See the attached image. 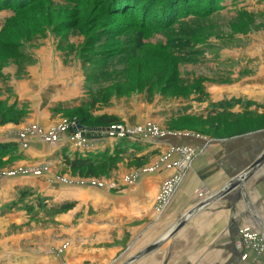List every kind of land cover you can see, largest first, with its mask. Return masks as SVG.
<instances>
[{
  "label": "rangeland",
  "instance_id": "1",
  "mask_svg": "<svg viewBox=\"0 0 264 264\" xmlns=\"http://www.w3.org/2000/svg\"><path fill=\"white\" fill-rule=\"evenodd\" d=\"M113 1L0 6V145L9 146L0 156V258L60 254L82 237L95 239L80 223L90 229L107 216L90 199L114 198L152 176L160 178L149 188L156 191L152 219L171 226L168 211L180 206L174 200L200 146L215 147L216 157L225 151L228 181L238 176L230 168H245L264 151V0H173L176 13L167 22L158 17L162 0ZM126 2L132 7L116 9ZM80 157L92 161L87 174L64 164ZM257 170L232 192L239 193L237 214L248 206L245 192L262 188L254 173L264 170ZM200 195L193 191L195 200ZM256 209L263 216L264 207ZM245 218L237 221L238 259L208 261L215 250L223 257L219 246L201 261L191 222L180 240L170 236L166 250L135 264H264L260 222ZM113 258L105 264L135 257Z\"/></svg>",
  "mask_w": 264,
  "mask_h": 264
},
{
  "label": "crops",
  "instance_id": "2",
  "mask_svg": "<svg viewBox=\"0 0 264 264\" xmlns=\"http://www.w3.org/2000/svg\"><path fill=\"white\" fill-rule=\"evenodd\" d=\"M236 148L233 147L230 151L232 162H234L236 158ZM244 149H247L250 152L249 155H251L252 149ZM256 149L261 150L262 146L256 147ZM215 150L216 149L213 146L212 148L205 145L200 146V153L191 165L190 174L181 184L177 193L178 196H176L174 200L177 201V205L180 204V206H176L175 209L170 207L171 209H174L173 214L172 210L168 211L169 214L167 216L170 218H166H169L170 222L173 220L171 226L164 225L169 224L166 221L164 224L159 223L160 221H157V217L152 219L151 214L156 200V191H149V188H155V184L153 183L156 180H160L159 176H152V178L148 177L144 181H142L143 179H139L137 185H132L131 188L121 191L114 198L105 195L102 198H95L93 200L90 199L88 204L92 207V209L95 211L98 210V213L101 214L106 213L107 216V221H98L95 223V225H97V229L94 227L95 225H92L93 227L88 229L86 225L80 223L79 229L87 231L90 230L91 235H97L95 239L82 237L78 239L79 241L77 243L69 245L68 248L60 254L48 253L46 254L47 256L43 255L44 253L9 254V257L0 258V264H62V262H66L68 264H105L113 256V260L115 262L119 260H121V262H125L127 259V261H129L133 257L136 258L144 251L143 249H147L153 244L160 242L158 240L161 239L168 231H173L178 224H182V227L178 230L176 235L174 234L169 242L178 239L180 240L181 237L179 236H181L187 225H189L190 228L192 225H195V237L201 239L198 248L199 251L197 252V256H199L201 261L204 260L203 255L208 250H214L217 247L219 249V246L224 247L225 254L223 257L220 258L219 256H221V253L215 250L213 251L215 253L214 257L212 256L208 261L223 262L226 261L228 256L229 258L227 260H234L235 258L238 259L237 252L234 249L236 242L235 236L238 230L240 232L241 227H237V221H244L246 219V215L254 218L255 221L259 220L262 232L256 233L264 241V214L261 216V212L256 209V204L258 207H264V173L259 174V171L264 169L260 166L257 170L259 173H254V178L256 179L254 184L256 186L260 185L262 188L258 189V194L245 192L244 198H246L248 206L243 205L237 214V206L233 205L235 200L238 199L237 197H239L238 192H235L237 194L231 193L221 199L216 198V195L232 179L228 181V177L225 178L229 164L231 163L229 156L226 155L224 151L217 154L221 156L216 157L214 155ZM217 151H220V149H217ZM251 161L252 158H248L247 163L249 164L246 165L245 168L244 166L246 162H244L238 169H234L233 167L234 170H231L230 168L231 173L229 174L239 175L238 173H243V171H245L251 164ZM160 171L162 173L165 172L162 168ZM251 175L247 178L251 179ZM145 182L148 185L146 186L147 188L143 186ZM195 189L200 190L201 193L200 197L196 198L197 201L193 197V191ZM210 195H212V197ZM196 202H198V206L196 205ZM252 212H256V214L258 213L257 215H259V218L257 215L256 218L253 217ZM242 217L244 218L242 219ZM180 218L181 220L178 223ZM191 222L193 223L192 225H190ZM174 223L175 226L172 227ZM247 223L248 227L254 228L253 224L251 225L248 221L244 224L246 225ZM243 228H246V226ZM97 230L100 234L94 232ZM125 236L128 237L129 242L123 244L122 242L124 241ZM164 238L166 240L168 239L166 236H164ZM169 242L167 245H164L166 242L162 245L160 244V247L158 246L159 248L157 247L149 254L147 253L148 255L138 258L131 264H135L137 262L141 263L145 259L152 256L154 251L158 249L164 247L163 249L166 250ZM122 248H124V250ZM137 253L139 254L136 255ZM239 256L241 258L244 257L242 253L239 254ZM62 259L63 261H61Z\"/></svg>",
  "mask_w": 264,
  "mask_h": 264
},
{
  "label": "trees",
  "instance_id": "3",
  "mask_svg": "<svg viewBox=\"0 0 264 264\" xmlns=\"http://www.w3.org/2000/svg\"><path fill=\"white\" fill-rule=\"evenodd\" d=\"M34 1H36V0H2L0 2V6L3 5L2 6L3 8H9L7 4H11V5H15L14 7L16 9V8H21L27 4H31ZM116 1L120 2V0H116ZM181 1L188 2V3L190 2V0H181ZM140 2H143V1H140ZM211 2H213V4H214L216 2H221V0L220 1L219 0H206L205 4L207 5L208 3H211ZM13 3H15V4H13ZM110 3L114 4L115 2L113 0H111ZM221 3H218V4H221ZM174 4H175V2H173V0H162L161 7H159L160 13H158L159 14L158 17H160L162 20L166 19V21H164V22H167L170 18H173L175 16V13H176V8H175ZM125 5H122L121 7L116 8V9L124 10V9H128L129 7H132L127 2L125 3ZM127 5H129V6H127ZM206 5L203 8H207ZM133 7L136 8L137 10H140L144 14L146 13L145 11L148 10L145 7H135V6H133ZM194 14H196V13H194ZM99 122L106 124V125H110V124L114 123V120L106 119V118H100ZM8 149H9L8 145H0V156L5 155V153L8 151ZM109 159H113V158H109ZM107 161H113V160H107ZM64 164L69 169H71L73 171H81V172H84L87 174V172L91 168L92 161H90V159H88V158H81V157L80 158H74V159L66 158L64 160ZM88 176H91V173H88ZM62 209H63V211H67V210H69V206L63 207Z\"/></svg>",
  "mask_w": 264,
  "mask_h": 264
},
{
  "label": "water",
  "instance_id": "4",
  "mask_svg": "<svg viewBox=\"0 0 264 264\" xmlns=\"http://www.w3.org/2000/svg\"><path fill=\"white\" fill-rule=\"evenodd\" d=\"M80 129V128H79ZM114 129V128H112ZM110 128L109 131L112 130ZM99 136H106L107 133L104 132H100V134H98ZM264 163V151L262 152V154L251 164L247 167V169L245 171H243V173L239 174L236 178L232 179L217 195L216 198L217 199H221L229 194H231L232 192H234L236 190L237 187H241L242 182H244L246 180V178L248 176H250L253 171L257 170L262 164ZM244 175V176H243ZM199 205V204H198ZM197 205V206H198ZM182 227L181 225H177L175 227V229L172 231V233L167 237L169 239L170 236H173L180 228ZM166 235V234H165ZM166 239H163L162 241L153 244L151 247L147 248L146 250H144L141 254H139L136 258L132 259L131 261H129L127 264L134 262L135 260H137L138 258L146 255L147 253L153 251L154 249H156L160 244H162ZM126 264V263H125Z\"/></svg>",
  "mask_w": 264,
  "mask_h": 264
},
{
  "label": "bare ground",
  "instance_id": "5",
  "mask_svg": "<svg viewBox=\"0 0 264 264\" xmlns=\"http://www.w3.org/2000/svg\"><path fill=\"white\" fill-rule=\"evenodd\" d=\"M119 130L118 129H116V128H114V129H112L110 132L111 133H116V132H118ZM183 154H186V152L185 153H183ZM187 163H185L183 166H182V168H184L185 166H187L188 165V163L190 162L189 160H187L186 161ZM23 175V174H22ZM244 176V175H243ZM170 195V194H169ZM169 235V234H168ZM168 235L166 236V237H168Z\"/></svg>",
  "mask_w": 264,
  "mask_h": 264
},
{
  "label": "built area",
  "instance_id": "6",
  "mask_svg": "<svg viewBox=\"0 0 264 264\" xmlns=\"http://www.w3.org/2000/svg\"><path fill=\"white\" fill-rule=\"evenodd\" d=\"M119 130V129H118ZM121 130H119L118 132H116V133H114V134H121ZM243 235V234H242ZM242 237H244V235L242 236Z\"/></svg>",
  "mask_w": 264,
  "mask_h": 264
}]
</instances>
